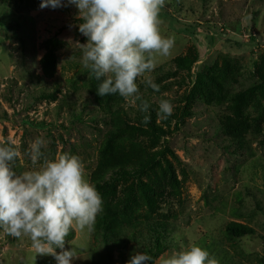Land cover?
<instances>
[{
  "label": "rangeland",
  "instance_id": "obj_1",
  "mask_svg": "<svg viewBox=\"0 0 264 264\" xmlns=\"http://www.w3.org/2000/svg\"><path fill=\"white\" fill-rule=\"evenodd\" d=\"M41 3L0 0V145L14 142L20 152L10 166L21 174L39 168L45 158L70 153L80 157L90 181L110 138L139 144L153 161L150 170L130 173L126 184L120 180L115 186L117 199L124 186L145 187L131 212L148 216L157 239L144 226L109 260L95 231L73 229L65 243L78 251L72 264H123V257L127 264L136 252L151 256L149 264H161L192 245L218 264H264V0H165L160 31L175 44L146 73L160 90L143 77L136 82L142 100L159 109V101L167 99L173 114L152 117L149 108L140 111L139 100L122 97L127 127L120 133L88 92L90 72L76 44L87 42L78 9H41ZM49 51L57 64L52 77L41 71ZM42 92L53 93L39 99ZM227 118L249 124L244 145L223 134L219 125ZM37 138L45 144L33 165L30 144ZM230 222L254 234L232 240L225 233ZM35 256L28 237L0 229V264H56L51 255Z\"/></svg>",
  "mask_w": 264,
  "mask_h": 264
},
{
  "label": "clouds",
  "instance_id": "obj_2",
  "mask_svg": "<svg viewBox=\"0 0 264 264\" xmlns=\"http://www.w3.org/2000/svg\"><path fill=\"white\" fill-rule=\"evenodd\" d=\"M75 5L79 11V31L85 44L82 66L90 75L102 81L97 95H115L125 100L140 101V111L149 104L142 100L137 78L159 92V85L150 75L158 65V57H168L175 44L174 37L160 31V12L165 0H42L40 8L53 9ZM103 78V79H102ZM158 116L167 119L173 105L167 99L159 101ZM150 117L144 116L143 123ZM45 141L37 138L30 144L33 165L43 156ZM20 156L14 146L0 145V229L12 237H28L37 255H51L56 264H72L78 258L75 248L66 249L70 231L93 230L97 215L103 211L102 197L85 178V166L80 157L70 153L43 160L39 168L17 174L10 162ZM60 249L59 252L56 250ZM35 256V257H36ZM152 257L136 252L127 264H149ZM161 264H218L207 250L192 245L174 252Z\"/></svg>",
  "mask_w": 264,
  "mask_h": 264
},
{
  "label": "trees",
  "instance_id": "obj_3",
  "mask_svg": "<svg viewBox=\"0 0 264 264\" xmlns=\"http://www.w3.org/2000/svg\"><path fill=\"white\" fill-rule=\"evenodd\" d=\"M56 65V56L53 51H49L41 60V71L45 76L52 77L55 73ZM186 67L188 68L189 66ZM101 82L90 75L86 82L88 92L93 97L98 109L105 114L110 122L113 123L116 131L120 133L127 127L125 121L127 113L121 105L122 97L118 94L104 97L98 96L97 88ZM52 93L42 92L38 95V98H49L47 96L52 95ZM158 110V108L154 107V104L149 105L152 117L158 115ZM219 127L223 134L233 139L237 144L244 145L246 143V135L249 132V124L247 122L227 118L224 121H220ZM152 162L150 155L139 144H122L117 142L115 138L107 139L99 151V160L90 175V182L104 196L106 203L102 204L103 211L97 215L93 231L96 232V237L100 236L101 244L109 260L114 251L119 250L121 252L120 247H126L129 241L134 240L138 234L137 231L144 226L147 227V232L150 231V237L157 239L156 230L150 229L151 224L148 216L142 217L131 212L136 197L143 195L145 187L142 184L135 188H126L124 186L122 188V197L117 199L118 191L115 186L120 180L126 184L132 178L130 173L139 174L147 169L150 170ZM107 175L111 177L108 181L106 180ZM116 178L118 179L115 180ZM113 201L118 202L113 204ZM156 225L159 224L157 223ZM225 229L227 237L232 240L254 234L253 229L237 222H230ZM73 237L74 231L71 230L66 237L65 243L71 241ZM121 259H123V264H125L124 257Z\"/></svg>",
  "mask_w": 264,
  "mask_h": 264
}]
</instances>
